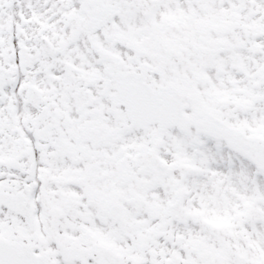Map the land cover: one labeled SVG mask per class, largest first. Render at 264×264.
Returning <instances> with one entry per match:
<instances>
[{
  "label": "snow or ice",
  "instance_id": "snow-or-ice-1",
  "mask_svg": "<svg viewBox=\"0 0 264 264\" xmlns=\"http://www.w3.org/2000/svg\"><path fill=\"white\" fill-rule=\"evenodd\" d=\"M0 264H264V0H0Z\"/></svg>",
  "mask_w": 264,
  "mask_h": 264
}]
</instances>
